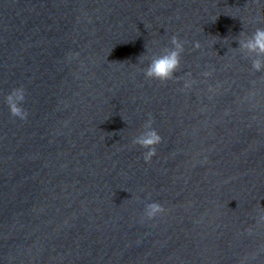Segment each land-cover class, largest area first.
Returning <instances> with one entry per match:
<instances>
[{"label": "water", "instance_id": "obj_1", "mask_svg": "<svg viewBox=\"0 0 264 264\" xmlns=\"http://www.w3.org/2000/svg\"><path fill=\"white\" fill-rule=\"evenodd\" d=\"M0 264H264V0H0Z\"/></svg>", "mask_w": 264, "mask_h": 264}]
</instances>
